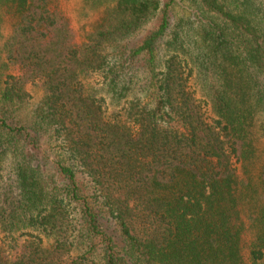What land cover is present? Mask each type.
Here are the masks:
<instances>
[{"label":"trees","instance_id":"obj_1","mask_svg":"<svg viewBox=\"0 0 264 264\" xmlns=\"http://www.w3.org/2000/svg\"><path fill=\"white\" fill-rule=\"evenodd\" d=\"M81 3L0 0V264H264V0Z\"/></svg>","mask_w":264,"mask_h":264},{"label":"rangeland","instance_id":"obj_2","mask_svg":"<svg viewBox=\"0 0 264 264\" xmlns=\"http://www.w3.org/2000/svg\"><path fill=\"white\" fill-rule=\"evenodd\" d=\"M58 3L61 5L66 16L69 18L71 25L73 26L77 35V39L80 40L83 37L85 31L89 29L91 23H93L99 16V10L88 12L84 11L81 0H58ZM33 94L35 98L30 101V105H24L17 112L7 111V114L10 113L11 116H15L16 119L26 118V120L30 122L33 119L31 112L39 98V91L34 90ZM0 187H2V185Z\"/></svg>","mask_w":264,"mask_h":264}]
</instances>
